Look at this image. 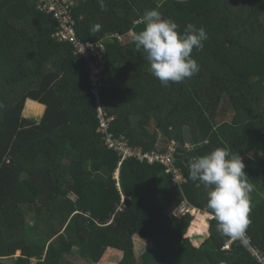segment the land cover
I'll use <instances>...</instances> for the list:
<instances>
[{"label": "trees", "instance_id": "1", "mask_svg": "<svg viewBox=\"0 0 264 264\" xmlns=\"http://www.w3.org/2000/svg\"><path fill=\"white\" fill-rule=\"evenodd\" d=\"M51 1L103 57L108 132L142 152L173 147L183 182L136 159L122 162L116 181L119 155L98 133L73 44L57 39L40 0H0V264H96L108 250L120 253L117 264H264L214 218L195 246L186 237L192 217L172 215L183 203L209 214L207 188L189 178L187 162L230 148L253 185L245 236L264 259V0H104V11L98 0ZM152 9L180 32L187 23L207 32L191 53L199 72L181 83L163 86L132 40ZM27 101L45 107L39 120L24 116ZM136 237L152 245L137 262Z\"/></svg>", "mask_w": 264, "mask_h": 264}, {"label": "clouds", "instance_id": "2", "mask_svg": "<svg viewBox=\"0 0 264 264\" xmlns=\"http://www.w3.org/2000/svg\"><path fill=\"white\" fill-rule=\"evenodd\" d=\"M98 3L102 11L106 10L104 0ZM142 22L144 28L134 33L132 40L137 51L144 53L150 74L163 86L181 83L199 72V64L191 53L194 48L202 50L208 39L203 27L187 23L180 32L174 20L164 18L156 9L146 11ZM101 27L94 24L91 31L98 32ZM187 168L189 178L207 188L206 207L216 221L217 231L247 243L245 233L251 223L253 185L244 171L242 157L230 148L216 147L204 155L191 157Z\"/></svg>", "mask_w": 264, "mask_h": 264}, {"label": "built area", "instance_id": "3", "mask_svg": "<svg viewBox=\"0 0 264 264\" xmlns=\"http://www.w3.org/2000/svg\"><path fill=\"white\" fill-rule=\"evenodd\" d=\"M40 2H43L42 9L50 13L58 23V28L54 35L61 41H67L73 44L77 56L83 61L85 68L87 69L88 79L90 85L92 86V93L93 96L96 97L95 104L98 110V118L100 120L99 129H97L98 133L101 134L105 145L109 149L115 150L119 155L118 168L116 169L114 177L118 178L119 167L123 161L136 159L139 161L145 160L149 164L156 163L162 165L166 168V172L173 173L176 183L179 184L183 182V178L180 175L179 170L173 165V147H170L164 152H142L139 149L132 148L128 144V141H126L122 136L114 138L113 135L108 132L109 122L111 119L107 120L104 118V107L98 98V94L101 92L100 78L102 75V64L104 63L103 57L96 52H92L91 47L93 45L90 41L81 42V40L77 37L76 32L72 27V22L69 20L68 11H66L64 7L56 5L51 0H40ZM95 45L102 48V44L100 42L95 43ZM118 210H121V208ZM195 210V208L183 203L179 208L172 211V214L177 211V217H181L186 213H194ZM234 240L236 239L231 238V241ZM244 244L247 251H249L252 256L260 258L259 261L264 263V259L258 255L255 248L250 246L249 242H244Z\"/></svg>", "mask_w": 264, "mask_h": 264}, {"label": "rangeland", "instance_id": "4", "mask_svg": "<svg viewBox=\"0 0 264 264\" xmlns=\"http://www.w3.org/2000/svg\"><path fill=\"white\" fill-rule=\"evenodd\" d=\"M32 108L33 106L29 105V102L27 101L25 104L24 116H33V118H37V120H39L42 114L37 112L38 110L34 111L36 109H32ZM28 109L29 110L32 109V110L29 111ZM255 157L256 156L254 154H251V158H255ZM115 179L116 181L118 180V178H115ZM174 214L172 215L177 216V211L174 212ZM188 214L192 217L193 220L191 221L190 226L187 230L186 237H189L192 240L193 244L197 246L202 241V238L204 236H207V228H208L207 222L212 217L207 213H202L197 210H195L194 213L190 212ZM151 246H152L151 243L148 241L139 240L137 237L134 238V253H135L136 262L139 260L140 255L146 252L147 250H149ZM116 253L120 255V253L118 252ZM19 254L20 252L18 251L15 256L17 255L19 256ZM113 258H114V255L112 254V252H106L104 256L102 257V259H100V261L96 264H117ZM78 263L83 264V262L81 261Z\"/></svg>", "mask_w": 264, "mask_h": 264}, {"label": "crops", "instance_id": "5", "mask_svg": "<svg viewBox=\"0 0 264 264\" xmlns=\"http://www.w3.org/2000/svg\"><path fill=\"white\" fill-rule=\"evenodd\" d=\"M29 102V104L30 103H35L38 107H39V109H38V112L40 113V114H42L43 115V113H44V111H45V107L43 106V105H40V104H38V103H36V102H32V101H28ZM41 115V116H42ZM107 252H112V254L115 256V257H117L118 256V254H116V252L115 251H111V250H108ZM18 256V255H17ZM16 257V256H15Z\"/></svg>", "mask_w": 264, "mask_h": 264}]
</instances>
